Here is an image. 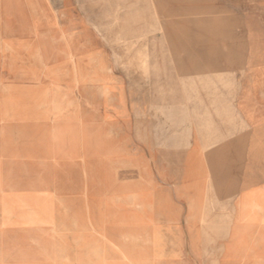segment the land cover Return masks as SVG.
Here are the masks:
<instances>
[{
  "label": "rangeland",
  "instance_id": "rangeland-1",
  "mask_svg": "<svg viewBox=\"0 0 264 264\" xmlns=\"http://www.w3.org/2000/svg\"><path fill=\"white\" fill-rule=\"evenodd\" d=\"M45 1L0 0V264H132L118 184L181 143L183 64H241L236 0Z\"/></svg>",
  "mask_w": 264,
  "mask_h": 264
},
{
  "label": "crops",
  "instance_id": "crops-1",
  "mask_svg": "<svg viewBox=\"0 0 264 264\" xmlns=\"http://www.w3.org/2000/svg\"><path fill=\"white\" fill-rule=\"evenodd\" d=\"M234 6L241 64L215 61V47L214 61L183 64L181 143L150 138L147 163L118 184L128 194L119 237L141 248L132 264H264V0Z\"/></svg>",
  "mask_w": 264,
  "mask_h": 264
}]
</instances>
